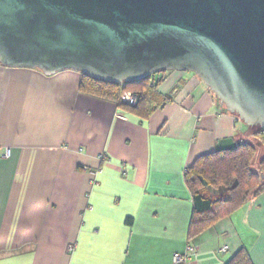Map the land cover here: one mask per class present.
<instances>
[{
    "label": "crops",
    "instance_id": "1",
    "mask_svg": "<svg viewBox=\"0 0 264 264\" xmlns=\"http://www.w3.org/2000/svg\"><path fill=\"white\" fill-rule=\"evenodd\" d=\"M81 78L0 64V264H264V191L188 239L185 169L252 135L203 79L156 72L141 119Z\"/></svg>",
    "mask_w": 264,
    "mask_h": 264
},
{
    "label": "water",
    "instance_id": "2",
    "mask_svg": "<svg viewBox=\"0 0 264 264\" xmlns=\"http://www.w3.org/2000/svg\"><path fill=\"white\" fill-rule=\"evenodd\" d=\"M0 64L119 84L190 70L264 130V0H0Z\"/></svg>",
    "mask_w": 264,
    "mask_h": 264
},
{
    "label": "trees",
    "instance_id": "3",
    "mask_svg": "<svg viewBox=\"0 0 264 264\" xmlns=\"http://www.w3.org/2000/svg\"><path fill=\"white\" fill-rule=\"evenodd\" d=\"M155 75L119 84L82 74L79 90L113 101L129 113L148 119L159 106L171 100L170 96L158 92L160 80ZM123 93L133 95L135 101L132 104L122 102ZM250 129L249 140L233 148L199 156L185 169V183L193 203L188 239L264 191V130L259 127ZM226 264H251L247 250L240 249Z\"/></svg>",
    "mask_w": 264,
    "mask_h": 264
},
{
    "label": "built area",
    "instance_id": "4",
    "mask_svg": "<svg viewBox=\"0 0 264 264\" xmlns=\"http://www.w3.org/2000/svg\"><path fill=\"white\" fill-rule=\"evenodd\" d=\"M121 101L126 104H132L135 101V97L129 93H123L121 95ZM3 156H8V151L3 154ZM227 246H223L221 250H225ZM192 252L191 248L189 247L187 250V254L189 255ZM176 260H179L181 257L176 256Z\"/></svg>",
    "mask_w": 264,
    "mask_h": 264
},
{
    "label": "rangeland",
    "instance_id": "5",
    "mask_svg": "<svg viewBox=\"0 0 264 264\" xmlns=\"http://www.w3.org/2000/svg\"><path fill=\"white\" fill-rule=\"evenodd\" d=\"M262 155V153L260 154V156Z\"/></svg>",
    "mask_w": 264,
    "mask_h": 264
}]
</instances>
